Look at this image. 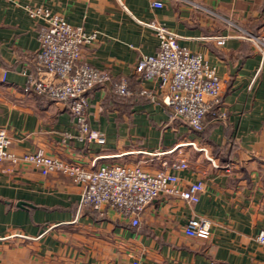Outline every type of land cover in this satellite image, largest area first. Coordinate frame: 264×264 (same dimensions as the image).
Wrapping results in <instances>:
<instances>
[{
    "label": "crops",
    "instance_id": "crops-1",
    "mask_svg": "<svg viewBox=\"0 0 264 264\" xmlns=\"http://www.w3.org/2000/svg\"><path fill=\"white\" fill-rule=\"evenodd\" d=\"M30 8L96 35L83 59L111 81L89 93L87 121L104 146L80 140L70 101L25 92L44 27ZM152 23L222 79L225 121L209 115L202 132L190 130L163 103L159 82L136 73L143 56L160 51ZM248 35L264 36V0H0V129L11 153L42 151L89 170L175 171L182 188L205 186L197 204L160 196L136 228L113 208L81 207L80 186L61 174L0 162V264H264L256 240L264 230V50ZM121 79L129 97L116 93ZM182 161L188 167L174 170ZM198 217L212 223L209 239L185 234Z\"/></svg>",
    "mask_w": 264,
    "mask_h": 264
},
{
    "label": "built area",
    "instance_id": "built-area-1",
    "mask_svg": "<svg viewBox=\"0 0 264 264\" xmlns=\"http://www.w3.org/2000/svg\"><path fill=\"white\" fill-rule=\"evenodd\" d=\"M162 8L161 2H154ZM33 19L44 21L40 32V50L34 58L36 71L28 74L25 92L46 97L57 102H71L72 115L76 119L80 140L104 146L106 138L92 130L87 121L89 93L111 81L107 71L91 66L83 59V50L96 39L80 26H73L62 17L44 8H30ZM160 39V51L153 56H143L136 67L142 80H156L164 95L163 103L173 109L174 116L183 120L190 130L202 132L209 115L218 121L227 119L221 107L222 79L199 54H192L179 44L178 36L168 29L152 23L149 25ZM247 39L264 50V36L248 35ZM223 45L226 38H217ZM116 93L129 97L128 81L121 79L114 84ZM143 96H150L146 90ZM11 142L5 130L0 129V162L9 161L14 166L30 164L42 175L57 173L69 178L81 188V207L104 212L113 208L119 216L138 228L145 209L160 196L180 198L197 204L204 191V183L197 182L188 188L180 186L177 173L159 170L150 173L141 167L125 165L102 166L89 170L77 163L46 155L42 151L17 156L10 152ZM188 167L185 161L174 166V170ZM212 223L205 217L191 219L185 226L188 237L209 239ZM264 247V230L257 238ZM245 246L248 241H244ZM134 264H141L135 262ZM218 264V263H213Z\"/></svg>",
    "mask_w": 264,
    "mask_h": 264
}]
</instances>
